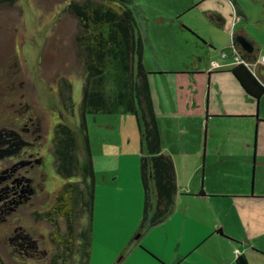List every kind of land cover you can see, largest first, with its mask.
<instances>
[{"label": "rangeland", "instance_id": "rangeland-1", "mask_svg": "<svg viewBox=\"0 0 264 264\" xmlns=\"http://www.w3.org/2000/svg\"><path fill=\"white\" fill-rule=\"evenodd\" d=\"M73 1L84 0H19L14 7H0V131L4 127L13 128L26 141L35 144L34 147L22 146L17 153L12 154L14 157H1L0 176L21 159L35 161L42 156L49 184L45 185L41 196H34L32 202L13 207L5 215L0 211V264H52L54 257L59 254L49 238L53 227L43 218L37 220L34 217L36 212L46 210L47 203L52 206L55 204V194L66 183L57 175L52 154L58 122H63L77 134H80L82 119L87 125L95 181L89 264H118L131 254L132 245L135 247L147 228L151 227L148 222L143 223L146 191L141 158L147 155V150L145 144H141L143 131L137 115L128 109L127 104H123L105 113L85 110L87 112L83 117L86 72L77 53L78 22L66 12ZM131 1L133 4L129 5L141 32L148 35L155 49L154 52L149 46L146 48L144 64L148 72L159 73L163 70L167 73L186 66L193 69V64L198 62L206 70V54L209 50L203 44L205 41H210L217 48L213 56L217 61H210V66L216 61L220 68H224L226 59H222L223 56L230 58L231 65L237 64L232 37L234 30H240V23L232 1ZM242 1L246 5H254L251 0ZM209 11H216L223 19L222 23L214 24ZM242 20L250 29L251 36L264 48V32L257 31L255 22L250 24ZM117 71L116 65L110 63L105 76V98L111 109L122 91L129 95L128 74L124 72L122 80L118 77L123 85L120 88L115 83L119 76L115 75ZM62 79H69L72 84V110L65 107L59 94L58 87ZM162 87L169 101L164 83ZM174 124L175 127L169 123L165 127L161 121L163 139H168L170 146L175 140H180L184 132V127L181 129L177 122ZM25 128L28 130L24 131ZM165 133L168 134L167 138ZM186 135L187 140H190L189 136L193 134L188 131ZM68 156L71 160V153ZM79 156L82 157L81 152ZM19 170L22 174L34 173L31 165H22ZM212 174L205 177L204 189L213 191L232 186V183L222 181L217 173ZM183 179L182 173L180 182L185 186L187 184ZM250 182L251 190L253 179ZM194 186L201 187L200 179ZM19 228L40 239V246L47 251L48 257L18 254L10 239L20 231ZM139 250L143 251L142 248ZM139 262L132 258V264H144Z\"/></svg>", "mask_w": 264, "mask_h": 264}, {"label": "crops", "instance_id": "crops-1", "mask_svg": "<svg viewBox=\"0 0 264 264\" xmlns=\"http://www.w3.org/2000/svg\"><path fill=\"white\" fill-rule=\"evenodd\" d=\"M230 1L240 23V30H234L238 52L232 37L235 53H255L250 68L264 80V64L260 62L264 48L242 20L255 22L257 31L264 32V0H251L253 6L242 0ZM209 14L214 24L222 23L216 11ZM145 36L143 63L147 46L155 52L152 41ZM245 41L251 45V52L244 47ZM203 44L210 53L206 54V70L198 62L193 69L186 66L167 73L149 72L161 154L173 159L177 194L169 217L147 228L138 244L132 245L131 254L119 264H132V258L144 264H239V258L247 264H264V95L257 101L247 94L232 72L237 64L231 65L229 57L222 58L226 59L224 68L212 69L210 61L216 60L213 56L217 48L210 41ZM161 121L165 127L168 123L175 127L174 122L184 127L181 139L171 146L168 139H163ZM188 131L193 134L190 140ZM182 173L185 186L180 182ZM209 173H217L232 186L204 189ZM199 179L201 187L195 188ZM149 183L154 204L151 176Z\"/></svg>", "mask_w": 264, "mask_h": 264}, {"label": "trees", "instance_id": "trees-1", "mask_svg": "<svg viewBox=\"0 0 264 264\" xmlns=\"http://www.w3.org/2000/svg\"><path fill=\"white\" fill-rule=\"evenodd\" d=\"M18 1L0 0V7H14ZM129 4L133 2L73 1L66 12L72 14L78 22L77 53L86 72L83 85V117L87 112L85 110L91 113H105L123 104H127L128 109L137 115L143 131V144L148 154L141 158V172L146 191L143 223L148 222L150 226H155L164 222L173 210L177 181L172 157L161 154V137L149 88V72L143 63L146 36L141 32ZM233 38L238 52L237 39L235 36ZM238 54L250 64L256 60L255 53L239 51ZM110 63L115 64L118 69L115 74L119 75L115 82L117 87L123 86L118 77L122 80L124 72L129 77V95L122 91L115 99L113 109L105 98V76ZM232 72L247 94L259 101L264 95L263 78L255 75L244 64H238ZM58 89L65 107L72 110L73 89L69 79H62ZM53 151L58 173L66 178L75 177L77 180L67 181L58 193L54 210L43 216L53 220L50 239L59 251L52 264H89L93 240L95 181L85 120L82 119L80 134L64 123L59 124L55 129ZM68 153H71V160ZM150 176L155 184L154 204L151 199ZM238 261L239 264H247L243 258Z\"/></svg>", "mask_w": 264, "mask_h": 264}, {"label": "flooded vegetation", "instance_id": "flooded-vegetation-1", "mask_svg": "<svg viewBox=\"0 0 264 264\" xmlns=\"http://www.w3.org/2000/svg\"><path fill=\"white\" fill-rule=\"evenodd\" d=\"M62 123L63 122L61 123L58 122L57 124H62ZM27 130H28L27 128L24 129V131ZM25 145L31 147L35 146L34 142L26 141L22 137V134L18 133L13 128L4 127L0 131V158L7 155L11 156L12 154L17 153L19 149ZM53 148H54V140H53ZM52 154L54 159V167H56L55 165L56 160L54 157L53 149H52ZM22 165L24 166L31 165V167L34 169L33 175L22 174L19 170L20 166ZM43 166H44L43 157L40 156L36 158L35 161L31 159L30 160L21 159L19 160L18 164H15V166L11 168H7L5 170L4 174L0 176V185H2L0 188V211L2 215L8 214L11 210H13V207L22 206L25 202H32L35 195L37 196L42 195L45 185L46 184L49 185ZM56 172L59 177H61L66 181V183L67 181L77 180L75 177L66 178L62 176L60 173H58V171ZM60 190L57 191V193L54 196L55 204L53 206L47 203L45 208L46 210L38 211L34 214V217H36L37 220L38 218L40 219L43 218L44 220H46L45 222L50 227H53V220L48 218L45 219L43 216L46 213H50L54 210L57 203V196ZM19 229L20 231L16 232L15 235L10 239L11 243L16 248L18 254H26V255L30 254L33 257H36L38 255H46V257H48L47 251L42 250L40 246V242H39L40 239L33 237L31 234H27L21 228ZM15 231H17V229ZM44 237L46 238V235H44Z\"/></svg>", "mask_w": 264, "mask_h": 264}, {"label": "built area", "instance_id": "built-area-1", "mask_svg": "<svg viewBox=\"0 0 264 264\" xmlns=\"http://www.w3.org/2000/svg\"><path fill=\"white\" fill-rule=\"evenodd\" d=\"M233 37H234V35H233ZM226 56H223V58H225ZM236 63H237V65L238 64H244V65H246L248 68H250V66H251V64L250 63H248V62H246V61H244V60H242L241 58H240V56H239V54L238 53H236ZM261 64H264V57L261 59ZM211 67H212V69H216V68H220V64L218 63V62H216V61H213L212 63H211ZM251 69V68H250Z\"/></svg>", "mask_w": 264, "mask_h": 264}, {"label": "water", "instance_id": "water-1", "mask_svg": "<svg viewBox=\"0 0 264 264\" xmlns=\"http://www.w3.org/2000/svg\"><path fill=\"white\" fill-rule=\"evenodd\" d=\"M243 45H244V47L249 51V52H251L252 51V48H251V45L248 43V42H243Z\"/></svg>", "mask_w": 264, "mask_h": 264}]
</instances>
